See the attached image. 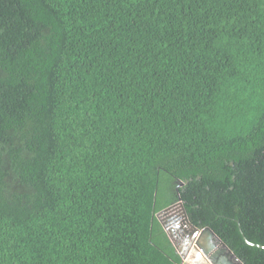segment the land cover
I'll list each match as a JSON object with an SVG mask.
<instances>
[{"label": "trees", "instance_id": "16d2710c", "mask_svg": "<svg viewBox=\"0 0 264 264\" xmlns=\"http://www.w3.org/2000/svg\"><path fill=\"white\" fill-rule=\"evenodd\" d=\"M178 200L264 264V0H0V264H180Z\"/></svg>", "mask_w": 264, "mask_h": 264}, {"label": "water", "instance_id": "95a60500", "mask_svg": "<svg viewBox=\"0 0 264 264\" xmlns=\"http://www.w3.org/2000/svg\"><path fill=\"white\" fill-rule=\"evenodd\" d=\"M174 207L177 208V211L183 217V220L179 219L180 225H179V223H177L178 227L183 228V229H185L186 227L189 228L191 230V232H193V236L192 237H195V235H197V233H198L199 236L202 233H204V232L208 233L216 241H218L219 245L221 246L220 251H222L224 255H227L228 259L231 261L230 264H243V262L227 247V245L214 233V231L210 227L205 226V227L199 229V228L195 227L193 224H191V222L189 221L188 216L186 214V211H185V209H184V207L182 205V202L180 200H178L174 204H172V205L162 209L161 211H159L157 213V216L159 217L160 216L159 214L167 212V211H171V209H173ZM162 224L164 225L165 229L169 231L170 228L167 225L168 223L167 222H162ZM168 236L170 237V239L174 243V246L176 247L177 246L176 244H178L179 239L176 238L177 243H175L174 242V240H175L174 238L175 237H172V234H171L170 231L168 233ZM247 242H249V241H247ZM249 243H251V242H249ZM251 244L255 245L257 247H264L263 245L256 244V243H251ZM197 246H199V244H198L197 239H196L195 243H194V245H193V247H192V249H191V251L189 253H187L185 251L183 253L182 252L183 250L177 248V251L180 253V256L182 258L183 264H217L215 262V260H213L212 256H210L208 258L207 257L208 253L204 252L205 250L203 248H201L200 246L199 247H197ZM225 259H226V257H225ZM228 259H227V261H228Z\"/></svg>", "mask_w": 264, "mask_h": 264}, {"label": "flooded vegetation", "instance_id": "af4514ba", "mask_svg": "<svg viewBox=\"0 0 264 264\" xmlns=\"http://www.w3.org/2000/svg\"><path fill=\"white\" fill-rule=\"evenodd\" d=\"M163 217H165L164 218L165 220H167V221L170 220L171 222H173L172 228L175 229L176 233L174 232V230L172 228H170L169 230H172V234L174 236H176L175 238L179 239V241H178L179 249L189 253L191 251L193 245H194V242H192V241H195V239H193V237H192L193 232H191V230L189 228L187 229V232H185V231L183 232V229L178 230V227H176V228L174 227V225L178 223V219H177L178 213L176 215L173 213H168L166 215V212H164ZM169 225H170V222H169ZM179 232H181L180 237H179ZM210 238H213V237L210 236L208 233L204 232L197 239L199 246L205 250L204 252L208 253L207 257L209 258L210 256H212L213 260H215V262L217 264H230L231 261L228 259L227 255H224L223 252L220 251L221 248L215 249V247L217 246V244L215 243L216 241L214 240V241L210 242ZM173 245H174V243H173ZM199 246H197V247H199ZM225 257H226V259H225ZM227 259H228V261H227Z\"/></svg>", "mask_w": 264, "mask_h": 264}, {"label": "rangeland", "instance_id": "374dc122", "mask_svg": "<svg viewBox=\"0 0 264 264\" xmlns=\"http://www.w3.org/2000/svg\"><path fill=\"white\" fill-rule=\"evenodd\" d=\"M168 213H173V214H175V215L178 213V223H179V219H182V217L180 216L181 214H179V212L177 211V208H175V207H174L173 209H171L170 212H166V215H167ZM159 215H160V216H159V219H160L161 221H163L165 217H163V214H162V213L159 214ZM180 217H181V218H180ZM165 222H167L168 225H169V222H170V225H169V226H170V228H172V226H173V222H171L170 220H169V221L166 220ZM177 225H178V224H175L174 227H175V228L178 227ZM179 225H180V223H179ZM172 229H173V228H172ZM179 229H181V228L178 227V230H179ZM186 229H188V228L186 227ZM173 230H174V232L176 233L175 229H173ZM181 230H182V229H181ZM170 231H172V230H170ZM183 232H184V231H183ZM180 233H181V232H179V237L181 236ZM173 236H174V235H173ZM174 237H176V236H174ZM174 239H175L174 242L177 243L176 238H174ZM214 240H215L214 238H210V242H211V241H214ZM215 241H216V240H215ZM215 243L218 245V242H217V241H216ZM176 245H177V246H176L175 248H176V250H177V248H179V243L176 244ZM218 248H219V246H216V247H215V249H218ZM177 252H178V251H177ZM178 253H179V252H178Z\"/></svg>", "mask_w": 264, "mask_h": 264}, {"label": "bare ground", "instance_id": "6f19581e", "mask_svg": "<svg viewBox=\"0 0 264 264\" xmlns=\"http://www.w3.org/2000/svg\"><path fill=\"white\" fill-rule=\"evenodd\" d=\"M180 216L182 217V215H180ZM181 217H180V218H181ZM177 219H178V218H177ZM182 220H183V217H182ZM167 225H168V224H167ZM177 226H178V225H177ZM168 227L170 228V226H169V225H168ZM181 229H183V228H181ZM199 229H201V228H199ZM183 231H185V232H186V231H187V229L185 228V229H183ZM171 234H172V233H171ZM172 237H174V236H173V234H172ZM198 238H199V235H198V233H197V235H195V237H193V239H195V240H196V239H198ZM193 242L195 243V241H193ZM217 242H218V241H217ZM217 246H219V248H221V246L219 245V243H218V245H217ZM219 248H218V249H219ZM182 252L184 253V251H182ZM179 255H180V253H179ZM180 257H181V256H180ZM181 263L183 264V262H182V258H181ZM181 263H180V264H181Z\"/></svg>", "mask_w": 264, "mask_h": 264}]
</instances>
